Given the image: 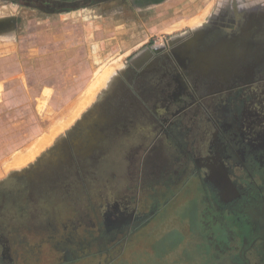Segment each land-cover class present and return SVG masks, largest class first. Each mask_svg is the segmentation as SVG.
Returning <instances> with one entry per match:
<instances>
[{"label": "crops", "instance_id": "crops-1", "mask_svg": "<svg viewBox=\"0 0 264 264\" xmlns=\"http://www.w3.org/2000/svg\"><path fill=\"white\" fill-rule=\"evenodd\" d=\"M22 1H34L38 5L51 1L64 3L62 6L68 8L54 6L46 12L32 5H20ZM255 1L263 3L264 11V0ZM233 3L235 0H149L143 20L139 14L133 15L134 25L145 37L140 43L139 55L132 63L127 61L125 68L128 64L137 66L143 58H150L153 51L164 47L171 48L168 53L175 60L165 56L156 70L137 78L132 90L125 85V73L121 72L111 80L109 89L96 91L92 105L80 113L71 128L67 143H64L67 148L63 144L61 154L46 155L45 197L38 196L43 190L40 192L39 183L35 181L30 187L29 205H0V264H78L83 258H93L97 264H102L106 258L121 255L119 240L125 241L121 249L129 252L134 242L139 244L157 235H148L146 231L159 220L157 212L161 205L150 208L139 205L145 219L138 226V219L134 220L135 205H118V201L124 194H132V190H128L130 179L142 177L144 168L154 169L153 183L157 189H164L163 182L159 181L162 174L159 163L167 160V146L174 144L168 138L183 135L193 145V153L204 161L214 160L216 130L229 127L230 93L225 85L228 77L220 54L226 40L211 37L213 53L210 55L211 69L207 70L196 67L187 72V45L176 47L178 49L172 47L187 39L199 42L209 30L213 35L217 26H211L214 15L219 14L223 5L226 8ZM91 8H80L78 0H0V87L19 80L15 69L9 75L3 65L5 60L17 58L20 53L17 42L23 26L22 9L24 13L27 9L32 13L31 23L37 27L53 28V40L45 48L49 55V48L54 50L53 44L58 39L66 42L67 35L71 38L67 41L69 46L80 42V37H85L86 33L93 36L94 47L98 45L104 21L115 17L87 11ZM56 16L65 18L60 31L55 28L53 19ZM149 33L166 35L152 48H146L150 45ZM251 58L252 64L262 72L264 47L255 46ZM179 82H191L193 92L166 91L169 84ZM79 90H83L82 87ZM177 131L183 133L175 135ZM195 146L201 147L194 149ZM143 162L152 163V166L144 167ZM159 191L162 192L158 190L157 193ZM159 196L154 203L159 201ZM132 199L129 201L133 202ZM156 209L150 221L146 215ZM203 219L208 225V241L213 236L214 224L210 223V217ZM159 237L165 240L164 234ZM207 247L210 257L212 240Z\"/></svg>", "mask_w": 264, "mask_h": 264}, {"label": "flooded vegetation", "instance_id": "flooded-vegetation-1", "mask_svg": "<svg viewBox=\"0 0 264 264\" xmlns=\"http://www.w3.org/2000/svg\"><path fill=\"white\" fill-rule=\"evenodd\" d=\"M148 1L78 0V6L80 8L100 7L98 10L103 13V16L111 15L115 19L127 17L129 32L126 34V47L132 49L138 46L145 37L139 31V28L134 25L133 15L135 13L141 15L142 10L147 8ZM62 4L64 5V3ZM62 4H55L51 1L41 2L40 5L34 1L20 2V5H32L34 8L46 12L51 11L54 6L61 8ZM262 4L255 0L251 2L242 0L238 2L235 0V3L231 6L227 4L225 8V5H223V8L219 10L220 15L215 14L214 19H212L211 26L217 25L216 32H213V35L209 30V33L204 32L203 39L199 42L187 39L172 47L187 45L186 55L189 64L187 72L196 67L199 70H207L211 69L210 55L213 53L211 37L226 40L220 54L223 55L224 73L228 77L225 85H228V92L230 93L229 127L216 130L215 145L212 152L214 160L207 162L197 156L196 153H193V145L189 144L187 137H183V135L168 138L167 140L172 141L174 144L167 146V160L159 163L162 172L159 181L163 182L164 189L161 187L157 189V186L153 183L152 174L155 172L154 169L150 168L148 171L144 168L142 177L135 176L130 179L131 184L128 186V190H132V194L128 192L118 201V205H135L134 220L138 219V226H141L145 214L139 205H143V208L147 206L150 208L152 205H164L162 208H158L159 211L156 209L157 213L161 215L166 211L167 205L170 206V209L171 207L176 208V199L179 196L177 193L181 189L183 179H202V185L205 183L206 189L202 185L196 187L200 188L199 191L206 196V205H216L217 210L216 214L213 210L212 216H210V223L214 224L216 222L213 239L211 238L213 250L211 256L214 254L217 257L221 255L222 259V257L226 258L227 254L233 253L230 254L235 256L233 264L239 262L240 264H252V258H257L264 264V182L261 179L256 180L258 175L261 176L256 173L261 169L264 160L255 150V146L264 145V70L261 72L259 67L254 66L251 58L255 46L264 47V11H262ZM62 7L68 8L66 5ZM23 14L24 10L21 12V17ZM149 44L145 47L152 48L154 45L151 42ZM216 44L221 46L220 42H216ZM170 49L164 47L162 50L153 51L150 58L149 56L143 58L137 66L128 64L124 75L127 82H125V85H128L132 90L137 78L149 71L156 70L158 64L167 55H169V59L174 61L172 54L168 53ZM141 50L130 55L129 63H132V59L139 55ZM168 86L166 91L175 93H182L187 90L192 93V89H194L191 82L171 83ZM182 133V131H177L175 135ZM252 146L254 149L247 150V147ZM200 147L195 146L194 149ZM208 148H210V145ZM190 158L192 160H189ZM247 162H253V170L245 169ZM189 163H203L206 167L201 170L198 165V168L192 171ZM142 165L144 167L147 165L152 166V163L143 162ZM34 172H31V174H35L33 184L38 181L40 191L43 190V193H39L38 196L44 198L46 188H43L41 179L44 178L46 187L47 176L38 177L37 171ZM254 174L256 178L253 181L250 180L239 185V178L244 175L252 178ZM167 185L169 190H166ZM158 190H162V192L157 193ZM157 195H160L158 197L159 201L154 203ZM129 198H133L131 200L133 202H130ZM161 200L165 201L161 202ZM153 212L155 213V211ZM236 243H238V246Z\"/></svg>", "mask_w": 264, "mask_h": 264}, {"label": "rangeland", "instance_id": "rangeland-1", "mask_svg": "<svg viewBox=\"0 0 264 264\" xmlns=\"http://www.w3.org/2000/svg\"><path fill=\"white\" fill-rule=\"evenodd\" d=\"M99 8H91L87 11L93 10L96 11V14L103 16V13L99 12ZM90 13L93 15V12ZM31 15L32 13L28 9L22 15L21 37L19 43L17 42V45L20 46L18 57L5 60L3 65L6 67V74L12 75L15 69L20 76L16 77L19 79L18 81H12L4 88L0 87V205H28L29 188L35 177V174H31V170L37 171L38 177L47 176L45 171L46 155L63 152L64 143L67 142L71 128L79 116L58 133L51 144L23 168L5 170V162L9 161L8 159H11L15 153L25 151L34 141L46 133L48 134L53 126L67 120L77 112L80 104L85 101L81 99L95 85L98 78L103 77L104 73L107 75V79L104 84H101L98 91L109 89L111 80L115 76L117 77V73H125L124 65H127L126 62L129 61L130 55L137 52L141 46L139 44L132 49H127L128 18L121 17L116 20L114 18V20L104 21L101 33L98 35L100 41L95 47L91 34L86 33L85 37H80V42H75L70 46L67 41L71 38L67 35L66 39L68 37L69 39L66 42L58 39L53 44L54 50L49 48L48 55L45 48L53 40V28L48 30L44 26L37 27L34 22L31 23ZM144 15L145 13L141 12L139 18L143 20ZM62 19L65 18L58 16L53 19L56 29L61 28ZM75 33L77 35V32ZM16 34L18 33L16 32ZM165 35L149 33L148 36L151 37L149 41L155 45L162 41ZM59 36L61 37V35ZM62 42L66 43L65 46H62ZM69 70L71 72H68ZM79 87H82L83 90H79ZM76 94L79 95L73 96ZM93 101L89 105H92ZM255 147L256 152L264 160V145ZM252 148L253 146L247 147V150ZM234 151L237 152L235 149ZM252 164L253 162H247L245 169L253 170ZM198 165L201 170L206 167L203 163H189L192 171L196 170ZM256 174L261 176L258 175L256 178L254 174L252 178H249L248 175L239 178V185L250 180L253 181L254 178L264 182V164ZM175 180L177 181V179ZM41 181L45 188L44 178ZM200 185H202V179H183L181 189H179L181 192L179 194L178 191L177 195L179 196L175 204L178 208L171 207L170 209V206L167 205L166 211L159 216V220L157 219L158 221L156 220L146 231L148 235H157L152 236V239L148 241H140L139 244L134 242L133 246H130L129 252L124 248L121 249V246L125 245V241L119 240L118 246L121 255L106 258L102 264H233L235 256L230 255L233 253L227 254L226 258L222 257V259L221 255L218 257L214 256L215 254L207 256L209 252L207 247L209 240L206 241L209 237L208 225L203 217H210L212 211L215 210L213 212L216 214L217 210L216 205H206V196L199 191L200 188L196 187ZM202 187L206 189L205 183ZM166 190H169L168 185ZM167 195L169 194L167 193ZM169 196L171 197V195ZM153 214L154 212L151 210L146 217L151 221ZM214 225L216 226V222ZM163 234L165 240L162 238L159 240V236ZM236 245L238 246V243ZM252 261V264H263L257 258H252ZM78 264H97V262L93 258H83Z\"/></svg>", "mask_w": 264, "mask_h": 264}, {"label": "bare ground", "instance_id": "bare-ground-1", "mask_svg": "<svg viewBox=\"0 0 264 264\" xmlns=\"http://www.w3.org/2000/svg\"><path fill=\"white\" fill-rule=\"evenodd\" d=\"M107 73V72H106ZM102 77V76H101ZM99 80L93 85V87L90 88L89 92L82 98L81 100H85L83 103L80 104L77 112H75L73 115L70 116L67 120H63L61 123H58L57 125L53 126L49 133L45 134L40 139L34 141L26 150H22L17 154L15 153L14 156H12L11 159H8L9 161H6L4 164L5 170L10 169H21L25 165L32 162L47 146L51 144V142L54 140V138L60 133L62 130H64L66 127L69 126L70 123L73 122V120L79 116V113L85 109L86 106H88L91 101L94 100L96 91H98L101 84L105 83V80L107 79V75L104 73L102 78H98ZM84 95V94H83ZM1 172V171H0Z\"/></svg>", "mask_w": 264, "mask_h": 264}, {"label": "water", "instance_id": "water-1", "mask_svg": "<svg viewBox=\"0 0 264 264\" xmlns=\"http://www.w3.org/2000/svg\"><path fill=\"white\" fill-rule=\"evenodd\" d=\"M0 25H1V23H0ZM8 25V24H7ZM9 28V27H8ZM0 31H1V28H0Z\"/></svg>", "mask_w": 264, "mask_h": 264}]
</instances>
